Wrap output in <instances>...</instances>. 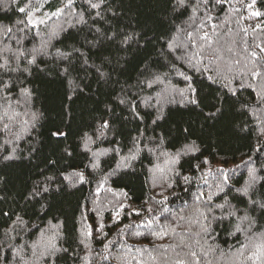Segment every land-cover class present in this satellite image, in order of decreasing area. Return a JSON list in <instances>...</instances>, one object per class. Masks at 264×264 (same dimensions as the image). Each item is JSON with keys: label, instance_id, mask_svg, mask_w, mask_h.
Listing matches in <instances>:
<instances>
[{"label": "trees", "instance_id": "trees-1", "mask_svg": "<svg viewBox=\"0 0 264 264\" xmlns=\"http://www.w3.org/2000/svg\"><path fill=\"white\" fill-rule=\"evenodd\" d=\"M66 4L0 0V26L12 28L8 36L0 31V63L11 62L9 70L0 69L8 85L0 90V264H189V251L199 264H264V210L248 203L264 199V182L248 196L235 191L251 169L264 176V75H252L264 69V0H211L191 22L189 13L174 17L168 0H104L99 9L85 0ZM79 13L86 24L75 23ZM53 31L48 55H38L35 64L21 57V70L10 71L15 54L39 48ZM126 35L132 39L123 44ZM176 39L184 48L169 49ZM57 49L71 54L77 71L63 74L69 61ZM102 62L106 78L95 72ZM157 75L151 87L138 85ZM189 84L196 93L185 94L196 104L180 102L178 90ZM117 97L135 103L138 115ZM103 120L111 129L97 139ZM85 133L94 141L91 151ZM13 147L18 159L4 160ZM93 152L103 154L94 158ZM133 152L136 159L128 161ZM72 171L85 180H65ZM47 176L54 178L49 191L25 199ZM211 193L214 203L230 201L237 216L215 222L214 239L205 243L195 235L196 208L203 211ZM245 214L255 221L250 229L239 219ZM18 215L23 226L13 223ZM152 220L159 223L147 227ZM161 225L167 234H153ZM53 242L61 249L55 257L38 258Z\"/></svg>", "mask_w": 264, "mask_h": 264}, {"label": "snow or ice", "instance_id": "snow-or-ice-1", "mask_svg": "<svg viewBox=\"0 0 264 264\" xmlns=\"http://www.w3.org/2000/svg\"><path fill=\"white\" fill-rule=\"evenodd\" d=\"M88 8L90 9H99L101 7V4H104V0H97V2H93V0H85ZM211 3V0H195V2H193V0H168V4L170 6L169 10L171 11V13L174 14V17L178 18L180 16H183L185 13H189V21L191 22L193 20V18L196 16V13L198 11H200L202 8H206L207 5ZM217 3H220V0H217ZM73 4V0H67V4L64 5V7H70ZM6 7V5H5ZM28 6L26 5L23 8H20L19 11L24 13L26 12V8ZM63 9H57L56 13H53L54 15L59 14ZM27 16L29 17L28 19V23H33L34 21L31 20V12H27L26 13ZM97 16L100 15L99 12L96 13ZM254 15H260L258 12L254 13ZM207 20H211V16H207L206 17ZM41 23H43V21H40ZM17 24H21L24 23V21H16ZM77 24H86L87 20L84 17L83 13H79V19L76 20ZM74 26V25H73ZM201 27H203V24H201ZM179 30L181 32H183V26L181 25ZM0 31L3 32V34L5 36H8L10 33H12V28L11 27H7V26H0ZM19 31H23V29H19ZM96 33H99L101 36H104V33L101 32L100 28H96L95 29ZM57 35V33L55 31L52 32V35L48 37V40L43 41L41 46L39 48H32L31 50L28 51H20L17 54H15L14 59L16 61V66L15 67H11L10 71L12 72H16V71H20V66H19V60L21 57H24L25 59H27L28 64H35L36 63V57L38 55H48L47 52V48H48V43L50 42L52 36ZM187 35L191 36L192 32H188ZM205 35H207L205 33ZM106 39L108 40H114L115 39V34H113L112 36H107ZM132 39L131 35H126L124 36L123 40L121 41V43L123 44H127L130 40ZM89 44H92L93 46H95V43H93L92 41H86ZM17 43H20V41L18 40ZM176 48V49H182L184 48V43L179 41V39L174 40V42H169L168 43V48L172 49V48ZM74 52H79L80 50L77 48H73ZM262 51H264V49H262ZM59 57H61V59L63 60H67L69 61L68 66L64 67L62 69V72L64 75H71L72 72L77 71L78 69L76 68L75 65H73L71 63V54L70 53H64V52H60L59 49H57V53H56ZM253 56L256 55V53H252ZM81 56H83V53H81ZM30 57V58H29ZM77 59L79 60L80 57H77ZM105 60H107V58H105ZM110 63V61H108ZM10 60L5 58L3 63H0V69H3L5 71L9 70V65H10ZM89 61L87 57H84L83 59V65H88ZM188 63L190 66L195 67L194 65H192V58L188 57ZM104 63L102 62L100 65H94L95 68V72L97 74V76L99 78H106L109 76V73L104 71ZM197 71H200L199 68L196 69ZM23 72H28L29 69L27 67H24L22 69ZM147 71V69L145 70ZM141 75H143V73H141ZM181 75H183V73H181ZM252 75L254 77H259L264 75V69H258L252 72ZM186 80H190L191 77L185 76ZM209 80H212L213 77L209 76L208 77ZM224 79H227V77H224ZM159 80V76L157 75L155 77V79H153L151 82H148L146 80H139L138 81V85H147L148 87H151L153 83H156ZM231 81H228V84H230ZM228 85L226 84L225 87H227ZM8 89V85L6 82L0 80V90H5ZM231 91V89H229ZM189 92V93H196V89H194L191 84L188 85L187 90L181 89L178 90V94L180 96V102L181 103H190V104H196L197 103V99L195 98V96H188L185 93ZM21 93L25 96V99H28L31 97L32 93L27 89V88H21ZM117 99H119V103L120 104H124V105H130L131 106V111L133 112V114L138 115V113H136V104L133 103L132 101H129L126 97L125 98H120L117 97ZM217 111H219V109H217ZM212 116H215V113L211 114ZM160 117L158 116L156 119H159ZM39 119V114L37 113H33L32 114V120L36 121ZM156 121L153 120V123H155ZM35 126V124L33 123V127ZM5 130L10 131L9 126L6 124L4 126ZM100 133L99 136L97 137V139H100L101 137L104 136V131L103 129H111V122L109 120H103L102 123L100 124ZM24 131H27V129H24ZM185 131H187V129H185ZM16 140H19L21 137L20 135H15L14 137ZM5 143H10V141H6ZM94 143V141L92 140V138L90 136L87 135V133H85V141H84V147L85 149H87L88 151H91L89 145ZM16 151L17 149L15 147L12 148V151L10 154L8 155H4L3 159L4 160H15L18 159L17 155H16ZM105 152L108 151L107 149L104 150ZM151 151V150H150ZM103 153H92V156L95 158L97 155H100ZM138 154V152H133L131 155H129V157H127L128 161L134 160L136 159V155ZM175 163V161H173ZM93 168L98 167V163L93 162L91 165ZM128 164H125V167H127ZM73 178H75L77 180V182H83L85 180V176L82 172H78V171H72L71 173H69L68 175L64 176L65 180H72ZM185 180L188 179V177L184 178ZM227 177H225L224 181L221 182V185H217V189L219 192H224V188H223V184L227 182ZM54 178L52 176H47L44 178L43 182L37 181L33 188L31 189V191L28 193V195L25 197V199H31L33 197H37L40 196L41 193H46L49 191L50 188V182H53ZM264 182V176H260L257 174L256 169H251L249 172V179L247 180V182L245 183V185L241 188H236L235 191L237 193H239L241 196H248L250 191H252L255 186L257 184H260ZM43 183V186H41V184ZM216 195V193H211L209 195H207L206 197V201L203 205L204 210L201 211V209L198 207L196 208V212L199 215V219L196 221L197 225H198V230L195 233L196 236H199L201 240H203L205 243H207V241L209 239H214L212 237V233L215 231V229L213 228V224L217 221L220 220H224L228 217H236L237 216V209L234 208L231 204L230 201H228L227 199L224 200V203H214L213 202V196ZM225 196H227V193H225ZM248 203L252 204L253 207H258L261 210H264V199H260V200H252L250 199L248 201ZM216 209H220L223 210L222 214L220 216H217L215 213ZM149 211H151V209H149ZM163 211L167 212L168 209H163ZM5 215H7V213H5ZM179 219H184V217H180ZM239 219L241 221H246L248 222L249 225V229L251 228V226L255 223L254 219L252 217H250L249 215L245 214L241 217H239ZM13 223L17 226H23L25 224V221L23 220V218L21 216H17L16 220L13 221ZM153 223H159L158 221H148L147 222V227H151ZM166 226L165 225H161V231L159 233H153V234H157V235H166L167 231L165 230ZM236 230L240 231V225L236 226ZM138 234V233H137ZM183 243V241H181ZM196 243H199V240L196 241ZM187 246V245H186ZM35 245L33 246L34 251H35ZM190 247V246H189ZM61 249L57 248L55 243H49L47 245L43 246V251H41L39 253V257L38 258H42L45 256H50V257H55L56 253L59 252ZM209 251H211V246H209ZM207 253L205 252V255ZM17 256L20 255V252L17 251L16 253ZM189 257V264H199L198 258H197V253L195 251H189L186 254ZM22 259V257H21ZM178 264H185V262L183 260L179 261Z\"/></svg>", "mask_w": 264, "mask_h": 264}, {"label": "rangeland", "instance_id": "rangeland-1", "mask_svg": "<svg viewBox=\"0 0 264 264\" xmlns=\"http://www.w3.org/2000/svg\"><path fill=\"white\" fill-rule=\"evenodd\" d=\"M155 173H156V170H155Z\"/></svg>", "mask_w": 264, "mask_h": 264}]
</instances>
